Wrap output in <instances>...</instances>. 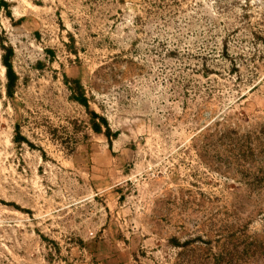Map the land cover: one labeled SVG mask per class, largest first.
Listing matches in <instances>:
<instances>
[{"label": "rangeland", "instance_id": "374dc122", "mask_svg": "<svg viewBox=\"0 0 264 264\" xmlns=\"http://www.w3.org/2000/svg\"><path fill=\"white\" fill-rule=\"evenodd\" d=\"M1 1L0 264H264V0Z\"/></svg>", "mask_w": 264, "mask_h": 264}, {"label": "trees", "instance_id": "16d2710c", "mask_svg": "<svg viewBox=\"0 0 264 264\" xmlns=\"http://www.w3.org/2000/svg\"><path fill=\"white\" fill-rule=\"evenodd\" d=\"M0 5H4L1 0H0ZM5 67H6L7 75H8V78H9V80L7 82V86H6L7 93L9 94L11 86L13 87V84H12V81H11V78H10V75H11L12 72H11V66L9 64H5ZM75 99H77V101H83L82 98H75Z\"/></svg>", "mask_w": 264, "mask_h": 264}]
</instances>
